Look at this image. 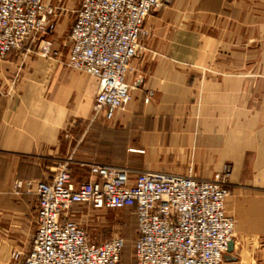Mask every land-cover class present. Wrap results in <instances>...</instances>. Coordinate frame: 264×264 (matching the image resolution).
<instances>
[{"label": "crops", "instance_id": "1", "mask_svg": "<svg viewBox=\"0 0 264 264\" xmlns=\"http://www.w3.org/2000/svg\"><path fill=\"white\" fill-rule=\"evenodd\" d=\"M145 26L156 57L133 61L132 100L108 127L90 125L98 82L66 66L69 49L44 57L30 48L0 60V264L28 255L37 186L51 180L66 130L84 124L91 138L129 128L119 148L144 155L130 166L100 155L99 164L203 179L228 172L238 232L264 235V63L250 76L255 65L239 62L238 49L239 40H264V0H169ZM234 249L222 264H251Z\"/></svg>", "mask_w": 264, "mask_h": 264}, {"label": "built area", "instance_id": "2", "mask_svg": "<svg viewBox=\"0 0 264 264\" xmlns=\"http://www.w3.org/2000/svg\"><path fill=\"white\" fill-rule=\"evenodd\" d=\"M168 1L80 0L66 66L98 82L92 121L111 122L131 102L126 79L151 36L145 21ZM56 10L47 0H0V60L30 48L44 57L54 55L46 36ZM151 98L150 93L145 102ZM85 166L83 179L77 180L69 160L60 162L51 180L38 184L36 229L22 264H121L123 238L93 242L70 216L77 207L133 209L134 264H221L235 231L225 211L228 172L202 179L99 163ZM20 187L16 183L15 191Z\"/></svg>", "mask_w": 264, "mask_h": 264}, {"label": "rangeland", "instance_id": "3", "mask_svg": "<svg viewBox=\"0 0 264 264\" xmlns=\"http://www.w3.org/2000/svg\"><path fill=\"white\" fill-rule=\"evenodd\" d=\"M47 2L51 3L57 8V15L49 23V35L46 36V39L52 42L53 49L59 48L68 51L70 43L69 33L80 0H47ZM143 44L144 49L131 62V71L127 75V79L133 72L132 63L135 59L137 60L139 58H144L146 60H152L156 57V55L153 54L154 52L149 50L144 42ZM238 49L240 50L239 62L254 63L255 69L249 71L248 73L250 76L254 75V77H259L262 72L259 68L264 63V40H239ZM239 73H246V71H240ZM124 109L125 108H123L122 110ZM98 122L105 125L111 123L112 121L107 122L102 119L92 121L91 118L90 125L97 124ZM87 125L88 124L72 128L69 127L66 130L62 137V148L60 149V153L56 155V158L54 160V163L56 165L60 162L69 160V167L74 174L75 179H83V176L86 173L87 169L85 165L88 163H97L96 156L99 157L101 155L105 158H110L116 160L118 163L122 162L121 164L129 166L133 162H135L134 165H136V162L143 160L144 155H139V153L141 152H138V154H136L131 152L129 153V151H127L126 155H124L125 152L119 148V145L122 142V136L127 133L126 131H128L129 128H120L119 130H122L123 135L119 134L118 138L117 136L113 137L108 134L105 136V139H103V137L99 138V136L96 137V135L93 136L94 138H91L90 135H92L91 130L93 127ZM105 127H108V125H105ZM124 136L126 137L128 135L125 134ZM92 141H95V143L89 145V143H91ZM127 141L130 142L128 138ZM142 153L144 154V151ZM145 153L146 157L148 158L147 160H153L150 151H146ZM142 162L144 163V161ZM81 164H83L84 166ZM138 169L148 170L142 168ZM149 169H151L150 171L153 170L152 168ZM187 171H191L190 167L187 168ZM160 172L171 173V171H168L167 167L160 169ZM189 174L191 173H188V175ZM229 180L230 177H228L227 180L229 196L226 199L225 211L230 217L234 219L235 222L234 238L232 241L234 243L237 242L238 245L234 249L233 253L238 256L241 255V257L243 256L242 258L249 259L251 257L249 259L251 264H255L259 259L264 260V235L255 234L246 237L242 236L238 232L236 222V212L238 213V210H236L235 208L236 196L234 195V190H236L237 188H234V186L230 185ZM246 209L247 208L244 207L241 211L244 213ZM241 211H239L240 215L243 214ZM70 216L76 220V223L86 229L90 239L93 242L99 243L116 236L122 237L125 246L122 252L121 264H134L133 245L136 238V220L134 210L123 209L119 211H96L87 207H77L72 213H70ZM222 263H224V259L222 260L221 264Z\"/></svg>", "mask_w": 264, "mask_h": 264}, {"label": "water", "instance_id": "4", "mask_svg": "<svg viewBox=\"0 0 264 264\" xmlns=\"http://www.w3.org/2000/svg\"><path fill=\"white\" fill-rule=\"evenodd\" d=\"M234 249V242L230 241L227 248V254H230Z\"/></svg>", "mask_w": 264, "mask_h": 264}, {"label": "trees", "instance_id": "5", "mask_svg": "<svg viewBox=\"0 0 264 264\" xmlns=\"http://www.w3.org/2000/svg\"><path fill=\"white\" fill-rule=\"evenodd\" d=\"M126 209H131V208H126ZM133 210V209H132ZM136 220V219H135ZM135 223H136V221H135Z\"/></svg>", "mask_w": 264, "mask_h": 264}]
</instances>
